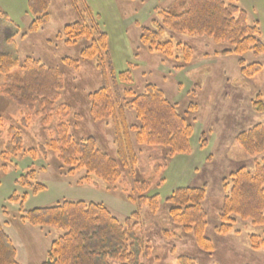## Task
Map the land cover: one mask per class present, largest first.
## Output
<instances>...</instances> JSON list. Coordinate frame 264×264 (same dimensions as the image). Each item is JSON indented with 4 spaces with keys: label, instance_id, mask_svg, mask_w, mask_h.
<instances>
[{
    "label": "rangeland",
    "instance_id": "1",
    "mask_svg": "<svg viewBox=\"0 0 264 264\" xmlns=\"http://www.w3.org/2000/svg\"><path fill=\"white\" fill-rule=\"evenodd\" d=\"M86 2L101 30L108 35V51L102 52L101 56L108 82L112 84L111 73L116 76L129 70L133 82L123 87L120 84L121 89L132 88L141 93L147 84H154L163 90L166 98L176 105L178 113L192 126L191 152L170 157L159 146L139 148V164L134 170L123 169L121 180L109 183L91 180L94 183L90 184L84 182L85 172L66 176L50 150L47 157L43 151L33 156L8 149L15 133L20 134L24 150L41 145L46 147L58 138L57 125L62 122L68 124V133L74 139L92 136L98 148L115 156L116 131L109 122H96L90 115L88 95L104 86V76L97 68V59L81 58L87 41L74 45L64 43L63 28L76 21L67 0H52L49 22L41 31L30 32L24 41L22 35L35 17L21 12L22 0H0V20L2 13L8 15V22L0 21L3 26L0 52L20 60L32 57L57 67L63 72L65 82L61 100L50 117L38 113V108L29 111L10 101L9 108L0 117V221L8 224L5 231L19 250V261L39 264L46 259L53 240L61 234L57 229L21 222L18 219L20 211L53 207L64 201H84L103 204L122 222L136 211L142 214L144 224L137 231L139 237L153 247L150 257L143 255L141 258L143 264H179L180 258H189L190 264H264V250H253L250 242L253 235L263 237L264 226L237 219L231 234L222 236L216 232L224 199L229 193V188L224 187L225 180L230 183V175L241 168L253 173L256 161L264 160V155H248L236 142L239 133L257 124L264 125V112H259L253 105L259 98L264 101V55L257 57L248 53L244 56L248 65L259 63L262 67L255 76L248 77L242 73L238 56L217 54L230 49L228 44L174 35L175 44H187L194 53L189 63L183 57L176 61L143 45L140 35L141 28H154L155 22L161 21L162 13L177 0ZM235 4L248 13L250 24L259 26L260 37L264 40V0H235ZM12 33L11 43H4ZM179 55L182 56L183 51L179 50ZM65 57L79 60V63H63ZM2 84L0 75V87ZM127 114L132 125L136 121L133 113L128 111ZM13 146L17 147V144L13 143ZM31 171L36 172V178H30L29 183L46 187L37 194H33L29 186L18 183ZM145 180L152 185L148 196L159 195L161 198V210L157 215L149 214L147 207L139 209L130 198L140 195L135 182ZM203 186H206L203 203L208 223L206 237L214 247L210 253L199 249L191 236L186 237L174 226L165 202L176 188ZM13 196L19 199L11 200ZM2 212H7V216Z\"/></svg>",
    "mask_w": 264,
    "mask_h": 264
},
{
    "label": "trees",
    "instance_id": "2",
    "mask_svg": "<svg viewBox=\"0 0 264 264\" xmlns=\"http://www.w3.org/2000/svg\"><path fill=\"white\" fill-rule=\"evenodd\" d=\"M67 2L76 21L63 28L64 43L74 45L87 41V47L81 51V58L97 59L99 62L97 68L103 73L105 83L88 95L90 115L94 121L109 122L115 129V156L98 148L92 136L74 139L68 133V124L62 122L57 125L58 138L50 141L46 147L41 145L24 150L20 134L15 133L7 148L33 156L43 151L47 157V151L50 150L66 176L85 172L84 182L87 183L121 180L123 169L134 170L139 164V148L159 146L170 157L190 154L193 129L178 113L176 105L154 84H147L141 93L132 88L121 89L120 84L123 87L133 82L129 70L116 76L114 72L111 73L113 81L109 83L105 63L101 60L102 52L108 51V35L101 30L86 0ZM51 3L52 0H28V12L35 17L30 23L31 33L41 31L49 22ZM1 16L2 20L8 22L6 15ZM160 19L152 29L141 28L140 40L149 49L155 48L176 61L183 57L189 63L194 54L193 49L182 42L174 43V35H186L207 39L218 45L228 44L230 49L217 54L238 56L242 73L248 77L255 76L262 68L259 63L248 65L244 59L248 53L257 57L264 55V40L260 37L259 26L249 23L248 13L236 5L235 0H177L162 13ZM2 28L0 23V33ZM12 37L14 33L8 35L4 43H11L9 39ZM179 50L183 51L182 56ZM175 53L178 55L175 56ZM63 63L75 65L79 60L65 57ZM0 75L3 77L1 96L29 111L38 108V113L46 117L54 113L65 84L64 74L59 68L45 65L32 57L20 60L9 53L0 52ZM261 99L253 105L259 112H264V101ZM128 111L133 113L136 120L132 125L128 121ZM22 121L25 122V119ZM236 142L252 157L264 155V125L257 124L239 133ZM30 178H36L35 171L22 177L18 183L32 188L33 194L46 188L41 184L31 185ZM229 180L230 183L227 180L224 182L229 193L224 199L216 232L222 236L231 234L237 219L250 221L254 226H264V160L256 161L253 173L241 168L231 174ZM135 188L140 195L130 197L133 203L139 209L147 207L149 214L157 215L161 210V198L159 195L148 196L152 189L151 183L148 180L135 182ZM205 198L206 186L179 187L165 202L174 226L179 227L186 237L191 236L199 249L210 253L214 247L206 237L208 223L203 206ZM10 199L17 201L19 198L13 196ZM2 213L7 216V212ZM18 219L34 227L53 228L61 232L40 264H143V255L150 257L153 252L150 242L139 237L137 230L144 221L138 211L122 222L103 204L64 201L53 207L20 211ZM5 225L0 221V264H20L17 248L7 235ZM250 242L253 250H264V234L263 237L251 236ZM190 261L189 258H180L179 264H190Z\"/></svg>",
    "mask_w": 264,
    "mask_h": 264
},
{
    "label": "crops",
    "instance_id": "3",
    "mask_svg": "<svg viewBox=\"0 0 264 264\" xmlns=\"http://www.w3.org/2000/svg\"><path fill=\"white\" fill-rule=\"evenodd\" d=\"M15 8H17V7H15ZM20 9H21V12L22 13H25L26 15H28V0H22V6L20 7ZM1 15H6V17H8V15H7V13H2ZM248 18H249V16H248ZM33 21V20H32ZM31 21V22H32ZM31 22H29V24H28V26H27V29H26V32L22 35V38H23V40L22 41H24V39H28L27 37H29L30 36V31H29V27H30V23ZM9 105H10V102H9V100L7 99L6 100V98H4L3 96H1L0 97V117L2 116V114H3V111L6 109V108H9ZM6 225H8V224H6ZM7 233V232H6ZM7 235L9 236V234L7 233ZM10 237V236H9ZM14 243V242H13ZM17 252H18V255H17V260H18V262L20 263V264H28L27 262L26 263H21L20 261H19V257H20V253H19V250H18V248H17ZM42 261H40V263H41ZM39 263V264H40Z\"/></svg>",
    "mask_w": 264,
    "mask_h": 264
}]
</instances>
